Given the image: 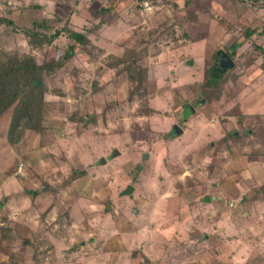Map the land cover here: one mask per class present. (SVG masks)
I'll use <instances>...</instances> for the list:
<instances>
[{
	"label": "rangeland",
	"instance_id": "obj_1",
	"mask_svg": "<svg viewBox=\"0 0 264 264\" xmlns=\"http://www.w3.org/2000/svg\"><path fill=\"white\" fill-rule=\"evenodd\" d=\"M0 18V54L39 64L65 30L90 41L44 76L41 131L0 120V264H264V0H0ZM37 20L51 45H28ZM211 58L231 75L200 104Z\"/></svg>",
	"mask_w": 264,
	"mask_h": 264
},
{
	"label": "trees",
	"instance_id": "obj_2",
	"mask_svg": "<svg viewBox=\"0 0 264 264\" xmlns=\"http://www.w3.org/2000/svg\"><path fill=\"white\" fill-rule=\"evenodd\" d=\"M242 1H254L259 2L260 0H242ZM109 9L101 10L100 14L103 16L108 13ZM7 22L0 18V25ZM33 32L26 31L28 37V45L36 47L37 44L41 46L51 45L52 40L57 37L60 32L55 31L54 34L46 35L42 34L43 30L47 29V24L44 20L33 21L32 23ZM99 29V25L95 26L94 30ZM64 31V30H62ZM68 33L69 39L72 41L70 45L64 50L63 54L58 55L50 60H46L43 63H37L35 59L27 54L18 56L16 53H1L0 54V120L7 119L9 121V130L11 134H21L24 130L41 131L42 122L44 120L45 112H41L39 105L35 104L37 99L43 103L42 96L44 92V76L51 75L56 70L64 66L74 56L80 53L81 49L90 43L89 39L84 33H80L73 30H65ZM253 34V31L249 28L243 31V41L248 40ZM136 61V60H135ZM213 58L204 62V77L203 82L199 86L198 98L200 104L203 99L205 102L210 103L214 97H211L210 93L216 88L212 89V81L221 82L227 79L231 74L230 70L227 71L224 77L220 79L213 78L211 74V68L213 65ZM137 62V61H136ZM127 64L126 71L132 76L133 88L130 90V96L134 93H138L146 80V71L136 64ZM233 68H231L232 70ZM136 82V84H135ZM25 94H29L31 97L30 107L28 109L17 106L19 100ZM197 98V99H198ZM197 102V103H198ZM40 103V104H41ZM16 109V112H12ZM39 111V112H38ZM151 112V110L149 111ZM14 135V136H15ZM231 135V134H230ZM232 140L235 136L232 133ZM140 169V166L138 167ZM46 187V184H44ZM42 184V191L47 192V189ZM247 200L244 204H246Z\"/></svg>",
	"mask_w": 264,
	"mask_h": 264
},
{
	"label": "water",
	"instance_id": "obj_3",
	"mask_svg": "<svg viewBox=\"0 0 264 264\" xmlns=\"http://www.w3.org/2000/svg\"><path fill=\"white\" fill-rule=\"evenodd\" d=\"M190 62H187L186 63V65H190L189 64ZM232 66H233V64H226V66L224 65L223 66V69H222V72H226L227 71V69L229 70V69H231L232 68ZM221 70V69H220ZM172 133L173 134H175V135H180L181 133H182V130L178 127V126H173V129H172ZM117 151H115L114 152V155H116L117 156ZM102 163H104V161H102ZM133 190H134V188L132 187V186H127L126 188H125V190H123L122 191V196H130L131 195V193L133 192Z\"/></svg>",
	"mask_w": 264,
	"mask_h": 264
}]
</instances>
